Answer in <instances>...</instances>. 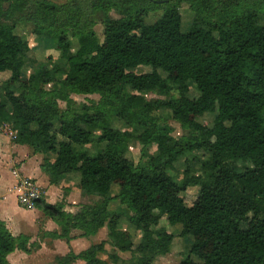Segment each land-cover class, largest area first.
<instances>
[{
    "label": "trees",
    "instance_id": "16d2710c",
    "mask_svg": "<svg viewBox=\"0 0 264 264\" xmlns=\"http://www.w3.org/2000/svg\"><path fill=\"white\" fill-rule=\"evenodd\" d=\"M114 7L111 0H0V75L10 73L0 97V133L8 126L14 144L44 156L41 171L51 185L76 173L82 195L102 199L75 214L65 211V195L54 205L36 201L35 208L60 228L45 236L70 241L73 230L90 238L107 227L114 250L138 255L137 264H155L172 251L175 236L158 228L166 217L171 226L182 227V237L192 239L180 264H264V0L213 20L197 9L187 33L180 2L146 0L131 14L124 9L121 19L110 16ZM161 9L155 23H146ZM99 12L103 42L91 19ZM18 22L52 39L64 64L49 57L23 79L31 49L16 34ZM140 67L151 72H133ZM191 84L197 98L189 96ZM152 92L166 99L147 100ZM72 95L101 100L94 109L78 110ZM162 110L189 136L175 139L173 128L156 115ZM213 113L212 128L199 123ZM113 118L138 131L145 163L128 158L133 136L115 128ZM91 145L105 147L91 155L86 150ZM151 145L156 155H149ZM197 153L207 158L198 171L188 163L178 184L170 174L175 164ZM114 186L119 191L111 198ZM193 186L199 187L198 198L187 206L182 194ZM113 201L131 212L129 221L141 234L138 244L120 229V215H110ZM106 246L102 241L78 255L70 252L57 264H107ZM33 248L30 236H13L0 220V264H11L8 257L16 251L30 255ZM110 259L121 262L115 254Z\"/></svg>",
    "mask_w": 264,
    "mask_h": 264
},
{
    "label": "rangeland",
    "instance_id": "374dc122",
    "mask_svg": "<svg viewBox=\"0 0 264 264\" xmlns=\"http://www.w3.org/2000/svg\"><path fill=\"white\" fill-rule=\"evenodd\" d=\"M56 4H65L68 3L70 0H49ZM115 5V9L111 12L110 16L114 19H121L124 14V9H129L128 14H131L135 10V8L142 6L144 1L146 0H111ZM180 2V12L182 16V31L184 33L189 32L190 27L193 23V20L196 16L197 9L204 12L205 16L209 18L216 19L219 15H223L227 12L232 14H236L239 7L245 5H253L256 6L262 2V0H169L171 4H177ZM260 6V5H259ZM163 14V10H159L157 12L149 14L146 18V23H155ZM92 21L95 23L94 30L98 36L100 42H103L104 39V14L99 12L95 16H93ZM261 24H264V14L261 17ZM34 27L31 24L18 22L16 27V34L27 39L30 43L31 52L29 54L30 61L27 63L25 74L23 75V79H28L30 75L35 73L41 66L45 65L48 61L49 57H52L56 63L63 65L64 63L58 60L59 53L55 49V45L52 39L47 37H38L33 32ZM72 48L73 52H76L78 49V42L76 39H72ZM134 73L141 75V74H148L151 72L150 67H140L133 70ZM10 78V73H4L0 75V97L3 95V88L5 87V82ZM172 95L174 97L178 96L177 92H173ZM200 95L197 88L191 84L190 85V98H197ZM147 100H156V99H166V97L159 95L156 92L149 93L145 95ZM73 106L80 110L83 107H90L96 108L100 103V96L99 95H72L71 96ZM61 109L66 108V103L58 102ZM159 115L163 119L162 124H167L173 128V137L175 139H182L184 137L189 136V131L182 128L180 123L173 120L171 117V112L168 110H162L160 113L156 114ZM217 117V113L213 114H206L198 121L202 125L212 128L214 125V121ZM113 124L115 128L123 129L125 131H129L133 139L130 141L129 151H128V158L131 159L136 165L142 164L146 162V159L142 158L141 151L142 145L138 141V131L135 128H129L125 126L123 122H118L113 118ZM55 127H58V123L55 124ZM5 130V129H3ZM1 131L3 134L7 135V137L12 140V137L6 134L4 131ZM104 145H91L86 148L91 155H96L100 150L104 149ZM76 150L79 148L76 147ZM5 155L0 154V215L6 217L8 219H18L22 223L27 224L30 223L31 216L30 214H23L21 211L18 210V205L16 203L17 198L16 195L13 193V190L10 189V180L13 179V173L10 172V167L8 165L7 155L8 153L6 150H3ZM158 152L157 147L155 145H151L148 147L149 155H156ZM207 156L204 153H197L194 156L188 155L185 158H182L179 162L175 164L174 171H171V176L175 178L178 184L183 183L184 179V172L187 169L188 163L191 167L195 169L200 168L199 162L201 160H205ZM239 167H243L242 164H238ZM249 166V165H248ZM196 174L197 173H192ZM71 180L67 183L71 185L70 189L64 188L63 191H60L61 197L60 201L63 200L65 195L66 203L68 199V192L74 191L73 193V207L76 208L75 213L79 212L83 206H93L99 203L102 199L99 197L93 196H81L77 190L78 188V181L80 182V175L79 174H72ZM26 180V179H25ZM29 180V179H28ZM31 181V180H30ZM33 182V181H32ZM37 184V183H36ZM68 191V192H67ZM118 186H114L112 193L109 197H114L118 194ZM55 191H53L54 193ZM66 192V193H65ZM199 193V187L193 186L189 187L185 193L182 194L186 205L192 206L197 198ZM60 203V202H58ZM71 213V212H70ZM109 213L111 216L119 214L120 219V229L124 231H128L132 237L134 238L135 244H138L141 239L140 232L130 223L129 216L131 212L128 208L124 205H121L118 201H113L110 204ZM46 218V217H45ZM41 218L38 220V225L40 227L42 220ZM158 228H165L169 233L175 236L172 251L169 255L165 257H159L155 264H180L182 260L188 256L189 248L192 243V239L190 237H182V227L181 226H171L166 217H164L158 226ZM157 229V228H155ZM83 232L79 230H75L72 233V238L70 241L66 240H58L57 243L54 244L55 241L51 240L49 237L43 239L41 236L37 238V242L35 239V244L39 245V243H43L46 241L45 248L39 249V247H35L31 251V255L25 256L21 253H16L13 260V264H57L58 259L68 256L70 252L74 254H80L83 252L86 247L88 246L87 243H100L102 241L107 242L106 246V254L103 256V259L106 261L107 264H115L110 259V256L115 254L117 257L121 259L119 264H137L138 255L133 253H122L117 250H114L110 243L108 237V230L107 227L100 230L99 233L92 237V239H84ZM84 239V240H83ZM73 241V243H71ZM56 245V248L53 247ZM54 249V250H53ZM74 264H85L83 261L78 260L74 262Z\"/></svg>",
    "mask_w": 264,
    "mask_h": 264
},
{
    "label": "crops",
    "instance_id": "0c3cea01",
    "mask_svg": "<svg viewBox=\"0 0 264 264\" xmlns=\"http://www.w3.org/2000/svg\"><path fill=\"white\" fill-rule=\"evenodd\" d=\"M2 131V130H1ZM3 150H6L8 153L7 159H8V165L10 167V172L13 173V179L10 180L11 184L10 189L13 190V193L16 195V185L25 180L29 179L35 183L43 190L44 193V200L49 203V204H58L60 201L61 193L60 191H63L64 188L70 189L71 185L67 182H69L71 179V175H67L62 178L60 183L58 185H51L49 177L44 174L41 171V165L43 163L44 156L42 154H35L32 149L29 146L26 145H17L13 143V140H10L7 135L3 134L2 132L0 133V154L5 155V152ZM53 159V158H52ZM79 184V181H78ZM79 194L81 196L82 193L81 191L77 188ZM53 191H55L53 193ZM73 193L74 191H69L68 192V199H67V204L65 207V211L68 213L75 214L76 208L73 207L74 205L73 202ZM62 198V197H61ZM17 205L18 202L16 201ZM18 210L21 211L23 214H30L31 220L30 223L27 222V224L22 223L18 219H8L6 217H3L0 215V220L5 222L8 229L10 232L13 234V236L18 237L20 235H27L31 237V244H34L35 247L42 248V246L45 248V243L46 241L44 240L43 243H39V245L35 244V239L37 242L38 237H42L43 239H46V237L50 238L51 240L56 241L60 240L62 241L63 239H54L51 236H45L46 234L50 233H60V228L59 226L51 219L47 218L44 216L43 212L38 210V209H33V210H26L18 205ZM44 219L42 220V223L39 227L38 225V220L41 218ZM46 217V218H45ZM104 229V228H103ZM75 230L72 231V233ZM77 231V230H76ZM72 233H71V238H72ZM84 238V237H83ZM86 239V238H84ZM83 239V240H84ZM92 239V237L88 238ZM73 243V241H71ZM88 246L86 247L85 250L90 248L93 244L96 243H87ZM53 247L56 248V245H53ZM54 250V249H53ZM84 250V251H85ZM21 253L25 256H29V254H26L21 251H16L15 253L11 254L8 257V260L11 264H13V260L15 257L16 253ZM31 255V254H30Z\"/></svg>",
    "mask_w": 264,
    "mask_h": 264
},
{
    "label": "built area",
    "instance_id": "2783aa9c",
    "mask_svg": "<svg viewBox=\"0 0 264 264\" xmlns=\"http://www.w3.org/2000/svg\"><path fill=\"white\" fill-rule=\"evenodd\" d=\"M3 129L6 134L12 138L14 137V133L8 126H5ZM15 191L19 206L26 210L36 209V201L43 199L44 196L43 190L35 182L28 179L19 182L16 185Z\"/></svg>",
    "mask_w": 264,
    "mask_h": 264
}]
</instances>
